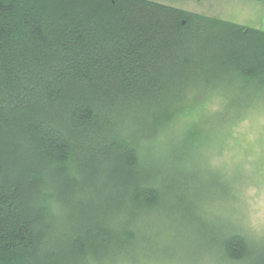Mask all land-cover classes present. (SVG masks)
I'll return each mask as SVG.
<instances>
[{"label": "trees", "instance_id": "trees-1", "mask_svg": "<svg viewBox=\"0 0 264 264\" xmlns=\"http://www.w3.org/2000/svg\"><path fill=\"white\" fill-rule=\"evenodd\" d=\"M191 97L229 127L264 110V30L157 0H0V264L110 255L139 216L186 211L169 191L235 200ZM253 251L221 242L232 262Z\"/></svg>", "mask_w": 264, "mask_h": 264}, {"label": "rangeland", "instance_id": "rangeland-1", "mask_svg": "<svg viewBox=\"0 0 264 264\" xmlns=\"http://www.w3.org/2000/svg\"><path fill=\"white\" fill-rule=\"evenodd\" d=\"M157 1L189 12L264 30V0ZM194 101L191 97L185 104V109L193 114V120L196 122L191 132L195 137L207 135L214 138L210 163L220 168L219 171L226 177L224 179L238 180L235 200L232 193L219 194L218 190L206 192L195 189V193L183 190L185 193L180 194L169 191L165 198H162V202L170 200V206L174 205V199L178 202L177 206L185 202V212L178 211L175 206L171 209L163 204L168 209L139 216L131 224L136 233L134 241L116 246L107 256L101 255V251L92 254L86 264H120L127 259H133V251L136 249H140L139 254L146 258L163 259L155 253L144 251L143 245L161 230L177 227L187 229L181 257L185 264H197L198 260L204 258L216 260L219 264H254V258L257 256L255 254L262 251L264 239L254 237L247 223L264 218V110L254 108L236 126L229 127L226 118L228 115H224L227 111L216 101H212L209 109L204 111L198 108V103ZM165 150L167 154L170 153L166 147ZM195 162L200 168V161L196 159ZM208 208L222 213L224 222L218 223L219 218L214 215L210 218V214H207ZM193 212L202 223L194 220ZM234 231H240L252 242L254 251L246 260L232 262L221 252V242ZM75 261L74 258L67 259L63 264H75Z\"/></svg>", "mask_w": 264, "mask_h": 264}, {"label": "clouds", "instance_id": "clouds-1", "mask_svg": "<svg viewBox=\"0 0 264 264\" xmlns=\"http://www.w3.org/2000/svg\"><path fill=\"white\" fill-rule=\"evenodd\" d=\"M207 214H210V218L212 215L218 217V223L224 222L223 214L214 208H208ZM247 227L254 237L264 239V218H261L259 221L248 222ZM186 235V228H165L147 240L143 245L144 251L155 253L163 257V259L146 258L139 254L140 249H136L133 251L134 258L127 259L121 262V264H185V261L181 257L183 255L182 246ZM197 264H219V262L210 258H204L198 260Z\"/></svg>", "mask_w": 264, "mask_h": 264}]
</instances>
